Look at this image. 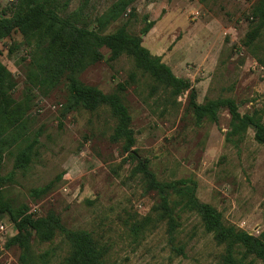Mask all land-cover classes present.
<instances>
[{
    "label": "rangeland",
    "instance_id": "obj_1",
    "mask_svg": "<svg viewBox=\"0 0 264 264\" xmlns=\"http://www.w3.org/2000/svg\"><path fill=\"white\" fill-rule=\"evenodd\" d=\"M59 1L65 7L62 15L80 8L83 22L92 27L90 22L118 0ZM256 1L136 0L105 33L125 25L176 77L191 81L198 104L205 98H232L241 114L260 110L264 123V28L249 41L257 26L250 14ZM15 4L0 0V14L10 15ZM146 22L153 26L142 34ZM25 47L18 33L0 42V63L15 81L11 97L16 103L29 97L31 105L18 125L28 141L3 157L0 175L9 179L2 186L6 202L15 208L26 205L37 215L53 211L67 229L90 232L113 264H222L223 247L204 231L195 213L181 218L173 245L182 246L183 254H176L166 224L151 213L156 195L144 191L141 176L131 173L136 161L109 139L114 126L110 114L64 113L67 94L62 86L41 96L26 79L30 55ZM102 53L104 59L86 69L80 80L105 94L123 87L138 158L148 161L159 181L193 177L198 200L213 206L226 225L264 239V146L255 142L253 131L241 142H227L226 110L219 112L216 124L197 126L185 112L186 94L174 101L162 88L153 92V81L135 68L132 58L123 55L108 62L107 51ZM33 139L37 143L29 166L14 170L17 152ZM50 182V193L35 199L32 191ZM10 224L14 226L7 217L0 218V225ZM135 225L138 232L132 230ZM8 230L0 234V264H19V250L5 248L14 234ZM69 251L59 235L51 242L32 241L38 264H60ZM243 264L261 262L250 256Z\"/></svg>",
    "mask_w": 264,
    "mask_h": 264
},
{
    "label": "trees",
    "instance_id": "obj_2",
    "mask_svg": "<svg viewBox=\"0 0 264 264\" xmlns=\"http://www.w3.org/2000/svg\"><path fill=\"white\" fill-rule=\"evenodd\" d=\"M135 1H116L106 13L90 22L93 26L89 27V23L83 22L80 8L67 16L62 15L65 7L59 0H16V4L9 9L10 15H6V11L0 14V42L13 33L21 36L30 55L26 65L28 83L44 97L62 86L67 94L64 113L106 110L110 114L114 126L109 139L114 144H120L122 154L136 161L131 173L141 176L144 191L156 195L157 202L152 206L151 213L159 222L166 224L168 240L177 255L183 254L182 246L173 245L181 218L185 213H195L204 231L212 234L216 244L223 247L222 264H243L250 256L264 264L262 235L254 236L235 226L226 225L222 215L213 206L198 200L197 183L193 177L159 181L150 170L148 161L138 158L132 150L135 137L129 109L121 94L123 87L119 86L120 91L105 94L80 80V75L86 69L104 59L102 50L107 51L108 62L126 55L132 58L137 70L153 81V92L162 88L167 98H173L174 101L186 94L185 112L193 117L197 126L206 122L216 124L219 112L226 110L229 115L227 142H241L251 129L255 142L264 146V123L260 110L241 114L234 99L223 97L205 98L204 102L198 104L197 91L191 81L176 77L161 57L152 55L142 45L140 35L130 34L125 25L105 33ZM250 14L257 24L252 36L249 35V41L252 42L264 28V0H257ZM152 26V23L146 22L142 34H146ZM255 58L263 63L258 57ZM14 87L11 73L0 63V171L5 152H9L19 142L28 141L23 125H18L31 108L30 99L26 97L24 103H16L11 97ZM36 143L37 140L33 139L17 152L14 170H25L29 166ZM8 180L0 175V218L7 217L14 225L15 234L6 241L5 248L15 247L19 250V264H38L32 253L33 239L40 243L51 242L57 235L70 246L68 255L60 264H113L107 260L105 248L90 232L67 229L55 212L37 215L29 212L26 205L12 207L4 199L2 189ZM53 186L54 182H50L34 189L32 195L40 199L50 193ZM132 230L138 232L140 227L135 225Z\"/></svg>",
    "mask_w": 264,
    "mask_h": 264
},
{
    "label": "built area",
    "instance_id": "obj_3",
    "mask_svg": "<svg viewBox=\"0 0 264 264\" xmlns=\"http://www.w3.org/2000/svg\"><path fill=\"white\" fill-rule=\"evenodd\" d=\"M8 2L11 3V4H14V3H15V0H8ZM8 229H9V230H8ZM10 229H13L12 231H13L14 234H15L14 227H12L11 224L9 225V228L6 227L5 225H0V234H5V233H7V230H8L9 232H12V231H10ZM14 234H13V235H14Z\"/></svg>",
    "mask_w": 264,
    "mask_h": 264
}]
</instances>
